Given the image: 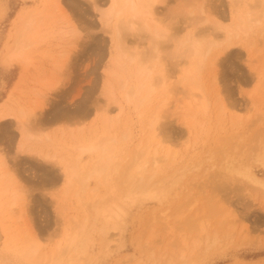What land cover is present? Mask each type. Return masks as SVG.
Wrapping results in <instances>:
<instances>
[{"label":"bare ground","instance_id":"obj_1","mask_svg":"<svg viewBox=\"0 0 264 264\" xmlns=\"http://www.w3.org/2000/svg\"><path fill=\"white\" fill-rule=\"evenodd\" d=\"M65 1L75 10L79 8L71 0H41L40 6L26 5L17 10L10 20L7 38L0 50V64L3 67L18 66L21 79L31 63L32 51L43 39L44 33L46 37H57L56 46L69 51L66 44H70L71 38H77L79 32L62 10ZM88 1L98 12L101 30L109 35L112 42L102 88L108 103L111 100L117 105L118 115L113 118L109 116L108 109H96L89 127L83 124L76 131L60 128L59 133L52 138L47 134L33 137L29 130L35 122L44 118L49 98L47 94L59 88V81L50 78L41 80L40 87L46 86L48 92L39 99L37 96L41 89L36 90L32 104L27 107L13 105L16 82L8 90L0 101V216L3 212L7 217L13 213L15 216L12 221L18 232L10 226L9 217L8 225L0 217V229L5 236L4 244L0 247V264H14V261L18 264H97L90 252L96 236L100 238L103 255L109 256L113 243L119 241L125 218L131 209L146 201H155L162 206L173 185L183 179L194 162L199 163L196 159L191 165H183L171 174L167 173L168 166L173 167L182 152L174 149L170 143L171 135L166 127V119L170 116H174L183 127L177 137L183 138L181 146L185 151L198 142L204 121L209 123L208 120H212L211 109H214L213 115L219 125H224V121L228 120L232 132L225 135V130L224 136L218 137L215 141L217 144L208 150V161L213 162L212 166L229 184H250L253 189H260L264 197V178L259 177L251 167L255 164L264 168V127L262 133L253 140H246V134L239 131L243 125L240 115L236 112L227 114L218 88L221 55L232 46L241 45L251 59L255 56L264 57V39H259L256 32L257 28L264 25V9L260 13L254 12L252 8L239 11L245 7L243 0H230L232 11L228 24L212 20V30L203 28L197 33L186 32L184 36L177 37L172 28L178 24V20L166 22L162 16H158L157 11L159 7L168 8L170 0H106L105 9L99 7L98 0ZM4 15L5 8L0 6V20ZM203 20L210 22L207 18ZM85 36L91 37L89 32ZM139 37L147 42L148 47L144 51L134 45ZM130 38L133 41L128 43ZM168 40L173 43L172 53L180 57L177 60L179 70L176 73V85L173 86L169 85L170 71L162 58V47ZM180 50L183 51L179 53ZM173 54L168 57L173 58ZM67 59L60 58L54 62L56 68H62ZM262 72L260 69L258 73ZM115 82H119L121 88L120 98H117L114 89ZM260 92L254 94L257 96ZM212 96L214 101H211ZM124 103L131 105L136 112L138 138L134 143L131 142L132 121ZM55 109L59 115L54 118L74 113L60 111L58 107ZM87 112L78 111L83 115ZM8 120L19 129L22 140L14 157L7 156L4 145L8 135L4 122ZM119 127L123 128L122 132L111 133ZM99 129L103 131L99 139H87L85 142L82 140L85 136H79L90 130L97 133ZM218 131H222L221 128ZM67 134L69 142L71 139L73 143L66 154L45 152L27 143L28 139L33 141L34 138L36 143L46 140L55 142ZM62 149L67 148L62 146ZM26 159L35 160L39 166H57L62 171L63 186L55 199L59 204L58 216L61 215V233L53 234L59 240L52 245L45 244L37 233L32 217L35 208L33 196H27L18 186L11 169L15 165L27 164L28 168L37 170V165L28 164ZM206 160L203 161L208 162ZM196 163L192 165L194 169L201 161ZM43 179L45 182H55L50 174H44ZM92 180L95 184L91 187ZM195 199L186 206L190 210L197 202ZM72 201H76L79 208L73 214L70 211V207L74 209ZM207 201L195 207L185 220L190 236L182 231L184 234L176 233L175 225L170 221L186 212L180 204L177 203L179 206L175 209L179 211L173 213L175 216L171 215L169 208H157L148 213L145 228L139 232V237L142 233L147 235L142 253L151 256L148 264H191L198 259L202 250V253H206L210 249L217 252L221 247L224 248L223 241L232 239L235 232L232 231L235 225L232 223L233 212L216 198ZM217 216L220 219L215 220ZM158 225L161 226L160 230ZM158 231L169 238L162 249L155 250L156 245L152 242ZM243 235L238 236L242 239ZM48 240L53 241L51 235ZM163 241L161 239L160 243ZM120 261L114 264L126 263H118ZM139 262L135 264H146Z\"/></svg>","mask_w":264,"mask_h":264},{"label":"rangeland","instance_id":"obj_2","mask_svg":"<svg viewBox=\"0 0 264 264\" xmlns=\"http://www.w3.org/2000/svg\"><path fill=\"white\" fill-rule=\"evenodd\" d=\"M71 1L72 3L78 4L79 8L75 10L70 3L65 1L63 3L62 10L71 19V21L74 22L79 32V36L74 39L71 38L72 41H69L70 44H66L68 41L63 44L64 46H68L69 51L56 46V43L58 42L57 37H46V33H44L43 39L32 51L31 63L26 72L22 75L21 79L19 73L20 69L18 66L3 67L0 64V101L3 100L8 90L16 82L17 87L14 93L13 104L16 107L30 106L35 96L34 92L39 88L41 90L39 92V96L37 97L39 99L44 98V94H46L48 90L46 86L40 87L39 83L41 80L50 78L55 81H59V88L55 92L47 94L49 95V98L44 118L40 122H35V124L32 125L33 127L31 126L29 130V133H31L33 137L47 134L52 138L59 133L60 128L63 130L71 129L76 131L78 126H82L83 124L85 127H89L94 120V114L97 112L96 109L100 111L108 109L109 116L113 118L118 115L117 105L111 100H109L111 103H108L103 94L102 88L104 81L103 78L108 65V53L112 49L111 39L107 33L101 30L102 24L99 20L98 12L93 9L90 1ZM98 2L100 4L99 7L103 9L106 8V0H98ZM41 4V0H0V6L5 8V15L0 20V50L7 38L10 20L15 15L17 10L21 7H25L26 5L40 6ZM230 4V0H170L168 8L157 7V11L158 16H162L166 22L171 21L173 23L178 20V24L174 25L172 30L175 35L177 34V37H180L184 36L186 32L197 33L203 28L212 30V20H219L223 24H228L231 15L230 12L232 11ZM243 4L245 7H241L239 11L252 8L254 9V12L260 13L264 9L263 0H243ZM173 10L175 11V17H173ZM82 13H84V15ZM176 14L179 15L176 16ZM206 18L210 22L203 20ZM262 31L264 32V25L256 29L259 39H264ZM88 32L90 33V38L85 36ZM81 37H83V40ZM131 41H133V38L128 39V43H131ZM134 45L138 46V50L143 51L148 47L147 42H144V40L140 39V37ZM162 49V58L166 61L170 71L169 85H176V73L179 70L177 65L179 62H177V60L180 59V57H177V55L172 53V50H174L172 40L166 41ZM181 51L183 50H180L179 53H181ZM172 54L174 57L169 58L172 57ZM60 58H63L64 60L68 58L66 61L67 63H65L62 68L57 69L54 62ZM260 69L263 71L262 74L258 73ZM204 73L207 75V72ZM263 80L264 57L255 56L252 57V59L249 58L246 50L241 45L232 46L229 51H226L223 55H221V60L218 66V88L219 95L221 96L219 97L221 100L223 99L222 101L226 107L228 115L235 112L240 115L243 125L239 131L241 130L240 132H244L246 134V140H253L257 134H261L263 131ZM118 88H120L119 82H115L114 89L117 91V98H120L121 88ZM175 91L176 90H174V92ZM254 91L261 92L256 96ZM213 97L214 96H212L211 101L215 100ZM124 105L132 121L131 128L133 130V139L131 142L134 143L138 138L136 129V112L131 105L125 103ZM55 107H58L61 109L60 111L63 112L74 113L54 118L59 115V112H57ZM82 110L88 111L85 113L86 115L78 113V111ZM211 111L213 116L212 120H208L209 123L207 120L204 121L202 133L198 142H195L196 145L194 144L188 148V151H185L181 146L183 138L177 137L178 132L182 131L183 127L174 116H170L166 119L167 131L169 132V135H171L170 143L174 149H178L180 152L182 151L181 153L179 152V155L181 156L177 159L178 162L174 163L173 167L172 165L168 166L166 169L167 173L171 174V172H174L183 165H191L196 159L199 163L201 161L200 164L198 162H194V164H199L196 165V167L198 166L199 168V166H201L199 169H196V167L194 169L192 166L194 164H192L191 167L193 168L190 167V170L192 169V171L188 169L189 172L188 170L185 172L183 179L181 178V181H177V184L173 185V188H171L168 198L166 199L170 203L165 200V205L163 204L160 206L155 201H146L142 205L132 208L125 218L124 227L122 229L123 232L121 231V235L119 233V241L117 244L113 243L109 256L105 257L103 255L100 238L96 236V241L91 246L90 252L96 259L97 264H114L119 260L121 261L118 263L126 261V263L124 262L121 264H135L138 261H140L139 263L148 264L151 260V256H145L142 253V245L144 244L143 242L147 235L142 233V236L139 237V232L145 228V221H147V215L151 210L157 208L160 210L169 208L171 215H173L174 212L179 211V209L175 208L176 206H179L178 204H180V207L186 212L177 219L172 217L173 219L170 221L174 223L176 233L185 232V234L190 236V231L185 224V220L188 218V215L195 207L205 203L207 200V202H209V200L215 198L218 202H222L224 207H229L228 210L231 209L233 212L234 221L231 220L233 221L232 223H235V225L232 224V227L234 225V230L232 231H235L234 234L232 233L233 238L228 239L225 242L223 241L222 246L224 248L221 247L220 251L215 252L210 249L208 252L202 253V250L199 254V256H202H198V259H195V261L193 260L194 262L192 261L191 264H264L263 194L260 189H253V187H251L252 185L249 186L250 184L248 185L242 182H235L233 183L234 185H231V183L229 184L222 179L217 171V168L212 166L211 163L213 162L208 161V150L217 144L215 141H217L221 135L224 136L225 130V135H229L232 132L228 120L224 121V125H219L216 123L214 118V109H211ZM205 126L209 128H207L209 131L205 128ZM219 126H221L220 128L222 131H218V129L220 130V128H217ZM4 127L6 128V133L8 134L5 138L6 142H4L6 154L8 157H14L16 150H18L20 143L22 142L20 138V131L16 125L9 120L4 122ZM119 128L120 129H114L111 133L116 131V133L122 132L123 128ZM211 128L212 130H210ZM205 131L209 134L207 135ZM102 132L103 131L101 129L97 130V133H93L92 130H90L85 131L79 136L84 135L85 139L82 140L86 142L87 139H99L102 136ZM216 134L219 135L217 136ZM68 137L69 136L67 134L59 137L60 139L57 138L55 142L46 140L42 143H36V139L34 138L33 141L28 139L27 143H29V145L39 147L45 152L56 151L59 154H66V152L70 149L69 147L73 143L71 139L69 142ZM55 144L59 147H56ZM62 146L67 149H62ZM206 151L208 152L206 153ZM183 154L185 155L183 156ZM205 159H207L206 161L210 163L203 161ZM26 162H29L28 164L34 166L37 165V170L28 168L27 164H21V166L15 165L14 167H11V169L15 179L17 180L18 186L25 191L27 196H33L35 208H33L34 214L32 217L37 233L45 244L47 243L52 245L54 242L59 240L58 237H53V234L57 232L59 235L61 233L59 227L61 215L59 214L58 216L60 211L57 209L58 203L55 199L63 186L62 171H60L57 166H39V164H37L38 162L35 160L31 161V159H26ZM251 167L259 177L264 178V168L255 164ZM25 169L26 171L23 172ZM42 174L53 175L55 182H45ZM94 184V180H92L90 182L91 187L94 186ZM178 192L181 193L179 194ZM194 198L197 199V202L190 210V208H187L186 206L191 200H194ZM71 205L74 207V209L70 207L71 214L76 213L75 209L79 210L76 201H72ZM1 209L0 205V210ZM10 215H8L11 221L10 226L12 228L14 227L18 232V228L14 225V221H12V218L15 215L13 213L12 216ZM0 217H3V222L8 225V217L5 216V212H3ZM217 219H220V216L215 218V220ZM160 228L161 226L158 225V230H160ZM145 231H147V229ZM242 234H245V236L243 235L244 237L241 239L240 237ZM50 235L53 239L51 242L48 240ZM238 235H240V237ZM162 236V232L159 231L155 234L152 242L156 245L155 250L162 249L166 245L169 237L163 236L162 238ZM161 239H164L162 243H160ZM4 241L5 236L0 229V247L3 246ZM152 246L153 245H151V247ZM4 258H7V256L4 255ZM14 264L18 263L14 261Z\"/></svg>","mask_w":264,"mask_h":264}]
</instances>
